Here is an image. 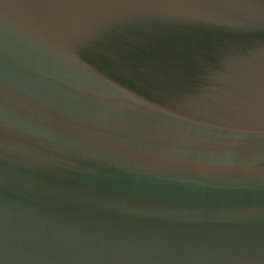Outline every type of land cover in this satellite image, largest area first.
<instances>
[{"label": "water", "instance_id": "water-1", "mask_svg": "<svg viewBox=\"0 0 264 264\" xmlns=\"http://www.w3.org/2000/svg\"><path fill=\"white\" fill-rule=\"evenodd\" d=\"M0 264H264V0H0Z\"/></svg>", "mask_w": 264, "mask_h": 264}]
</instances>
